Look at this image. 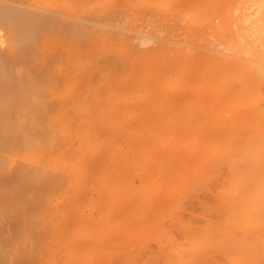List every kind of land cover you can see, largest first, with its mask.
Here are the masks:
<instances>
[{"label":"bare ground","instance_id":"obj_1","mask_svg":"<svg viewBox=\"0 0 264 264\" xmlns=\"http://www.w3.org/2000/svg\"><path fill=\"white\" fill-rule=\"evenodd\" d=\"M85 1L76 3L79 9ZM129 2L136 5L135 12H147L144 17L156 16V31L163 33L133 25L123 34L107 31L97 26L106 25L103 18L91 19L90 25L75 11L0 0V264L12 246L18 259L38 251L42 257L35 264H70L68 186L82 177V168L101 167L104 143L112 150L105 163L115 166L113 157L123 151L114 136L116 117L122 111L135 113L138 106L152 120L145 128L127 131L130 146L122 153H130L124 156L132 157L134 165L140 152L146 170L161 169L164 181L210 188L211 176L223 174L231 198L264 197V0ZM138 15L129 17L139 21L143 16ZM38 34L42 40H36ZM108 38L116 42L111 41L117 57L112 69L106 65L110 61H102L105 68L94 60L104 53ZM153 38L157 40L151 42ZM146 43L150 45L143 47ZM87 61L96 67H87ZM208 106L219 117L213 127L202 121ZM136 138L139 144L133 143ZM14 159L18 165L10 173ZM4 171L22 188L17 204L30 206L26 215L6 220L8 225L3 221L12 213L1 196L7 191ZM194 229L206 233L202 246H224L228 253L237 249L243 264L244 256L260 251L243 229L214 223L188 226L190 232ZM206 261L222 264L215 257Z\"/></svg>","mask_w":264,"mask_h":264},{"label":"rangeland","instance_id":"obj_2","mask_svg":"<svg viewBox=\"0 0 264 264\" xmlns=\"http://www.w3.org/2000/svg\"><path fill=\"white\" fill-rule=\"evenodd\" d=\"M28 1L35 2L48 9L52 8L62 12L74 13L75 11L78 15L80 14L87 17L91 22L90 25H92L91 19L94 20L97 17L99 21H101L100 19L103 18L102 21H104L107 26H110L106 27L105 24L104 26H102L103 24L97 26L105 27L108 29L107 31L120 30L123 34L125 31L127 32V30H125L126 28L133 25L138 26L140 30L142 29L141 31H149L154 27V30H151L154 34L159 33L161 35L163 33V31L160 30L156 31V29H158L156 27L159 25V22L156 21V16L152 18L151 16L145 15L144 17L142 14H147L144 10L135 12L134 9L136 5L132 6L129 0H125L128 3L120 0H80L82 2L88 1L87 4H81L80 9V5L78 6L76 4L80 3L79 0L78 2H76L77 0H74V2L72 1V5L69 4L71 0H69L68 3L66 1L63 3V0H54V2L50 0L52 3L46 0V2L43 0H37V2L34 0ZM117 1L121 4L114 3H117ZM75 4L78 9L76 6H73ZM106 4H108V7L110 4L112 5H110L109 9H106ZM128 4L132 7L126 9V7H130L127 6ZM103 6H105L104 9ZM112 6H115L114 11ZM130 11H133L134 15L135 13L136 15L139 14V17L143 16L141 18L144 22L140 18L138 19L139 21H137V18L136 20L132 17L130 18L129 16L133 15ZM146 17H148V19ZM106 20L108 21L106 22ZM110 20L113 23L110 22L107 24ZM89 21H86V23ZM119 23L122 24L120 25ZM114 24L116 25L111 26ZM12 28L13 27H11V29ZM14 28L12 30H14ZM116 31L114 32L116 33ZM56 35V33H53L51 36L54 37ZM69 37L70 36H68V38ZM36 38L37 41L42 40L40 34H38ZM110 39L108 38L109 42L112 41H110ZM152 40L151 42H154L157 38H153ZM40 42L41 41H39V43ZM109 42H107L108 46L106 48L103 47L104 53L102 51L99 52V50L95 49L96 47H93L99 52L98 58L100 55L103 58H95L97 56L94 54V60L101 61L100 63L103 64L105 68L104 62L110 61L109 63H111V65H106L109 66V69H112L114 67L112 65L113 60L117 57L115 46H111V44H113L112 42L115 41ZM103 44L105 45V43ZM103 44L102 46H104ZM147 44L148 46L150 45V43H146L142 46H147ZM97 45L99 44L95 46ZM71 47L72 46L68 47V49ZM89 48L90 47H88V49ZM98 48L97 46V49ZM111 48L112 50H110ZM45 50L47 49L45 48ZM91 55L93 56V54H88L87 56ZM86 60H89V58ZM94 60L92 61L94 64L98 63L97 61L94 62ZM103 60L105 61L102 63ZM90 62L87 61L86 65ZM94 64L90 63V65H88L91 67L94 66ZM94 67H92V69ZM97 67L102 68L100 64L99 66L97 65ZM137 108L136 114L134 112H128L127 110L120 112L116 117L115 124L117 132L115 131L114 136L119 151H125L129 148L130 140H128V132H130L131 129L145 128L152 120V118H148L145 114L140 112L144 109V106H138ZM205 109L207 110V114L203 113L205 116H202L205 118H203L202 121L205 120L207 122L206 124L212 125V127L215 126L219 118L217 114H215V110L209 106ZM120 118L123 120L117 121ZM147 118L148 121L146 120ZM153 118H155V116ZM125 136L126 138H124ZM136 140L137 142L134 141L133 143L139 144L138 138H136ZM186 140L187 139L184 140L185 143L187 142ZM103 146L106 147H103L101 167L98 169L92 165H88L82 168L79 172L82 177L78 181H72L70 183L71 186H68L70 193V202L68 205L70 229L68 230L67 241H69L68 244L70 245L67 246L70 251V264H209L206 260L210 261L213 257L222 264H243L240 261L241 252L239 250L232 249V251L228 253V250H226L224 246H202L205 241V231L203 229H194L191 232L188 230V226L191 225L200 227L210 223L218 224L223 227L243 229L244 236L256 242L255 246H259L260 248V251L256 254H250V257L248 256L246 258L244 256V264H264V197L231 198V196L226 194L227 185L222 181L224 177L223 174H213L214 176H211L212 185L210 188H199L195 185V182L181 183L176 180L164 181V172L161 169L156 168L152 172H149L148 169L146 170V158L144 154H140V152L137 153L135 157L138 158L136 159V165L132 163V157H126L130 156V153H122L123 151H120L113 157L115 159L114 162L116 161V164L114 163L115 166H113V164L108 165V163L106 164L105 162H108V159L112 157V150L107 147L106 143H104ZM105 148L107 149L104 150ZM9 155L10 152L8 150L7 156L6 152L4 154L6 161H9ZM113 158L111 160H113ZM147 158L151 160V162H157V158L151 154H149ZM123 159L125 161H123ZM127 159H131V161L129 160V162ZM17 162V159L13 160L15 164H12L13 170L10 173L15 172L14 169H16L18 165ZM106 165L108 166L106 167ZM114 167L116 173L113 171ZM118 172H120V174ZM8 174L6 171L3 172L7 191L5 190V192H2L3 194L1 196L7 198L8 203H6V207H8V209L11 208V213L14 214L13 216L11 214V216L8 217L9 219L6 218L3 221V223L6 222V225H8L11 218H15L21 213L26 215L30 207L28 204H17V198L22 192V188L13 178L10 179ZM107 175L111 177L114 175L116 178L114 180V176L110 178ZM77 192H79L80 195L75 197ZM10 202L13 204H10ZM11 231V234H14L16 230ZM203 248H206V255L204 253L205 259L200 260ZM4 253V264H35L37 259L39 261L42 257V253L40 254V252L37 251L34 254L36 258H34L32 252L30 253V251H28L27 253L31 255V258L28 256L29 254H25L22 258L18 259L14 253L13 246L11 249H5ZM38 254H40V257Z\"/></svg>","mask_w":264,"mask_h":264}]
</instances>
